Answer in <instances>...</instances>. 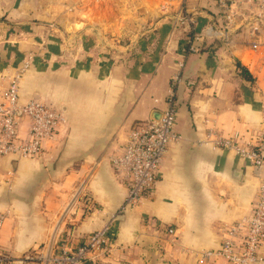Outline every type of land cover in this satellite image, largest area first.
Segmentation results:
<instances>
[{
  "label": "crops",
  "instance_id": "0c3cea01",
  "mask_svg": "<svg viewBox=\"0 0 264 264\" xmlns=\"http://www.w3.org/2000/svg\"><path fill=\"white\" fill-rule=\"evenodd\" d=\"M82 1L0 0V101L11 74L32 57L19 100L37 97L65 117L38 157H0V212L7 215L0 248L19 264H50L54 244L74 246L110 224V251L94 264H205L202 251L222 244L225 228L250 214L257 195L259 172L214 141L239 133L248 142L260 129L264 24L257 35L249 26L235 29L228 43L201 36L188 53L195 33L217 27L213 0L186 7L135 0L136 15L119 4L129 0H111L137 19L139 35L129 42L107 37L70 4ZM179 70L180 139L162 158L153 193L126 205L128 183L112 158L134 125L167 107ZM28 129L22 117L20 138Z\"/></svg>",
  "mask_w": 264,
  "mask_h": 264
},
{
  "label": "built area",
  "instance_id": "2783aa9c",
  "mask_svg": "<svg viewBox=\"0 0 264 264\" xmlns=\"http://www.w3.org/2000/svg\"><path fill=\"white\" fill-rule=\"evenodd\" d=\"M217 17V27H209L203 33H195L189 40L186 51H196L195 41L201 36H218L225 43L237 28L250 27L251 34L257 35L264 24V0H213ZM187 0H182L186 7ZM182 14V13H181ZM184 13L181 20L186 19ZM257 43L253 44L256 49ZM32 57L13 72L0 101V157L15 154L22 158L38 157L45 140L56 136L65 123L63 113L37 97L25 102L19 100L20 81L30 67ZM182 65V64H181ZM182 80L179 70L170 82L167 94V107L152 119L134 125L125 144L112 158L116 176L128 183L126 205H135L149 197L157 180V174L170 144L180 139L175 131L178 116L177 86ZM28 118V138H20V120ZM219 148L232 150L259 172L257 195L250 214L225 228V238L217 249L202 251L205 264H214L220 259L228 264H264V98L260 129L248 142H241L239 133L214 141ZM6 213L0 212V230L4 226ZM111 225L107 224L85 237L81 242L70 246L67 241L54 244L45 259L50 264H94L98 253L110 251ZM37 251L23 257L31 261ZM20 261L0 248V264H19Z\"/></svg>",
  "mask_w": 264,
  "mask_h": 264
},
{
  "label": "rangeland",
  "instance_id": "374dc122",
  "mask_svg": "<svg viewBox=\"0 0 264 264\" xmlns=\"http://www.w3.org/2000/svg\"><path fill=\"white\" fill-rule=\"evenodd\" d=\"M112 3L113 1L111 2V0L70 2L71 6L77 9V11H83V18L89 21L90 24L92 23L97 26L107 37H112L115 41H117V39H121V41L124 39L125 42H129L139 35L137 31L133 30L137 29L138 25L136 26L135 24L137 19H131L128 14L126 15L122 5L112 7ZM123 3L128 9H132V14H138L135 0H129L128 3L122 1L119 4ZM96 17L98 19L95 20L94 18ZM113 30H115V32H113Z\"/></svg>",
  "mask_w": 264,
  "mask_h": 264
},
{
  "label": "water",
  "instance_id": "95a60500",
  "mask_svg": "<svg viewBox=\"0 0 264 264\" xmlns=\"http://www.w3.org/2000/svg\"><path fill=\"white\" fill-rule=\"evenodd\" d=\"M159 115L156 117V119H158Z\"/></svg>",
  "mask_w": 264,
  "mask_h": 264
}]
</instances>
